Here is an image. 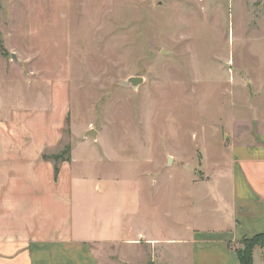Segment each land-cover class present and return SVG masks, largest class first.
Here are the masks:
<instances>
[{"label": "rangeland", "instance_id": "rangeland-1", "mask_svg": "<svg viewBox=\"0 0 264 264\" xmlns=\"http://www.w3.org/2000/svg\"><path fill=\"white\" fill-rule=\"evenodd\" d=\"M0 42V107H47L66 79L78 133L100 130L164 180L195 171L201 151L210 165L223 160V125L259 126L264 5L253 0H0ZM170 184L168 199L174 189L187 200L190 185Z\"/></svg>", "mask_w": 264, "mask_h": 264}, {"label": "crops", "instance_id": "crops-1", "mask_svg": "<svg viewBox=\"0 0 264 264\" xmlns=\"http://www.w3.org/2000/svg\"><path fill=\"white\" fill-rule=\"evenodd\" d=\"M51 89L47 107H0V264H240L236 242L264 232V106L250 133L222 126L223 160L201 151L195 171L164 180L100 130L78 133L70 81ZM164 182L190 185L187 200Z\"/></svg>", "mask_w": 264, "mask_h": 264}, {"label": "trees", "instance_id": "trees-1", "mask_svg": "<svg viewBox=\"0 0 264 264\" xmlns=\"http://www.w3.org/2000/svg\"><path fill=\"white\" fill-rule=\"evenodd\" d=\"M0 46L2 44L0 42ZM70 145L68 144L66 148L54 155L56 160L69 159L70 158ZM58 171V166H56V172ZM240 260V264H254V250L257 247L264 249V232L257 233L251 237H244L234 246Z\"/></svg>", "mask_w": 264, "mask_h": 264}, {"label": "water", "instance_id": "water-1", "mask_svg": "<svg viewBox=\"0 0 264 264\" xmlns=\"http://www.w3.org/2000/svg\"><path fill=\"white\" fill-rule=\"evenodd\" d=\"M12 56L16 57L14 53L12 54ZM128 81L132 83L133 85H138L139 83L144 81V78L142 76H131L129 77ZM86 135L96 137L97 130L95 128H91L86 132Z\"/></svg>", "mask_w": 264, "mask_h": 264}]
</instances>
